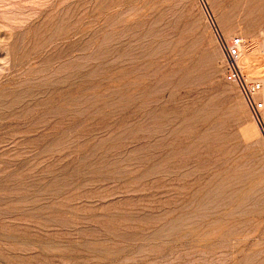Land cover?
<instances>
[{
    "label": "rangeland",
    "instance_id": "1",
    "mask_svg": "<svg viewBox=\"0 0 264 264\" xmlns=\"http://www.w3.org/2000/svg\"><path fill=\"white\" fill-rule=\"evenodd\" d=\"M246 1L0 0V264H264L261 185L251 212L227 216L223 229L206 224L228 205L201 215L195 207L218 172L215 159L229 158L200 142L214 121L207 116L198 131L201 106L228 111L218 129L237 136L227 146L264 171V141L225 77L221 46L242 38V53L250 50L242 72L264 80V24L248 26ZM139 38L154 43V57L138 53ZM207 55L203 82H187L186 69ZM189 146L194 156L174 157ZM142 153L152 156L141 161ZM151 168L160 169L146 174ZM181 209L199 222L184 230L191 244L172 247V236L157 238L152 228ZM107 220L129 227L115 232ZM146 242L164 249H139Z\"/></svg>",
    "mask_w": 264,
    "mask_h": 264
},
{
    "label": "bare ground",
    "instance_id": "2",
    "mask_svg": "<svg viewBox=\"0 0 264 264\" xmlns=\"http://www.w3.org/2000/svg\"><path fill=\"white\" fill-rule=\"evenodd\" d=\"M178 3L180 4V1ZM181 3H182V0H181ZM242 3L244 4V2H242ZM242 3H240V1H239L238 3L235 4V7H234L235 10H233L234 13H235L237 8L238 9L240 8V4H241V6L243 5ZM179 4H176V5L179 6ZM168 5H170V4H168ZM174 5H175V3H174ZM166 7H167V5H166ZM239 11H240V9H239ZM183 12H185V11H183ZM238 12H237V14H238ZM180 13H181V10H180ZM186 13H188V12H186ZM242 13H243V11H242ZM243 15L245 16L244 19L247 22L248 26H250L252 28H255V27L259 26L260 24L263 25L264 24V0H247L246 4H245V14H243ZM185 16H188V15H185ZM179 18L180 17L178 16L177 19H179ZM187 21H185V22H187ZM185 22H183V23H185ZM191 23L193 24V22H191ZM186 26H188V25H186ZM192 29H193V27H192ZM151 30H149L150 33H151ZM137 41L139 43V48H140V51L138 53L147 54L149 56L154 57V55L156 54V46L153 45L154 44L153 42H151V43H142L143 41H140V38ZM128 48L129 49H127V50H131V45L128 46ZM136 49H137V47H136ZM137 50H139V49H137ZM249 51H250L249 49H246V52H243L241 57H240V59H239L240 62L243 65H245V64L247 65V63H248V60H249L248 59V53H249ZM129 52H131V51H129ZM133 54L131 56H133ZM136 54H137V52H136ZM203 63H208L209 65H211L210 57L208 55L206 57H202L201 56L199 58V60L197 61L198 67L194 68V64L189 65L188 69H186V71L184 72L183 78L185 80H187V82L193 83V84H200L201 82H203V79L205 78L204 75L202 74V71H203L202 68L203 67L201 68V65H203ZM250 63H251V61H250ZM250 66L248 65V67H250ZM205 70H207V69H204V71ZM248 72H250V71H248ZM195 74H197V75H195ZM209 104L212 105V102L211 103L209 102ZM217 107H219V106H217ZM208 108L206 107V105L201 106L196 111V114H195L196 117H197V120L199 122L198 123V125H199L198 126L199 127L198 131H200L201 127L202 126L204 127V125L207 123V121H206V117L207 116H211V118L214 120L213 123L211 124V126L209 127L211 129H205V130H203V131H201L199 133L200 142H206L204 144L205 148L206 147H211L212 149L210 151L213 154L225 152V153H227L229 155V158H228V160L223 159V158L215 159V168H216V170H218V172L213 174V175H211V176H209L210 184L208 186H206V189L199 196L200 199L199 200H195V201H198L196 203L197 205H195V207L199 210V214H200L201 211L202 212L205 211V212L208 213L209 210H211V209H215V208L218 209V208H221V207H224V206H226V208H227V205H228V207H230V210L228 212L224 211L223 215L221 214L222 216L219 219L217 218L212 223H210L211 222L210 221L208 224H206L207 227H210L209 228V230H210L211 226H214V229L215 228L223 229L222 223L224 222V220H225V218L227 216H228L227 218H231L232 219V218H234V216H239V215H242V214H248V213L251 212V210H249V209L251 208V206L253 208V204H255V202H256V198H255V195H254L253 191L257 192L256 189L259 187V185H261L260 189H259L260 191H262L264 189V174H263L264 171L260 172V171L256 170V168H255L254 164L252 163V161H249L248 159H245V160L243 159V161H242V158L246 157V155L243 154V152L241 150L238 152V148L235 145L227 146V143H226L225 140H227V139L229 140V138H235L234 136L236 134L232 133V134L229 135L226 132H221L220 129H218V128L220 126H223L224 122H226L225 120H226L228 111L227 110H224V111H219V110L216 111L215 110L214 111V110H208ZM157 114H158L157 110H152L150 112V115H152V117H154V118L156 117ZM225 124H227V123H225ZM154 126H155V123H153V127ZM153 127L151 129H153ZM143 130H145V129H143ZM140 131H142V130H140ZM152 131L154 132V130H152ZM174 136H175V134H172V137H174ZM207 141H210V142L208 143ZM145 147L146 146H144L143 148L145 149ZM150 147H151V145H150ZM152 147H153V145H152ZM154 147H155V144H154ZM144 149H142V150H144ZM135 150H138V149H135ZM146 151H145V153H146ZM131 153H130V155H131ZM138 153H140V152H138ZM138 153H137V155H138ZM194 153H195V147L189 146V147H187L185 149L175 151L174 152V154H175L174 157H178L179 159H181V162H184L182 160H186V158H189V156L193 155ZM134 154H132L133 157H134ZM128 155H129V153H128ZM137 155H136V157H137ZM142 155H143V153H142ZM148 156H152V155H149V153H148L147 155L144 154L141 158L140 157L139 158L137 157V158L140 159L141 161L142 160L147 161V159H149ZM201 156H203V155H201ZM128 157H130V156H128ZM126 158H127V156H126ZM125 160L127 161V159H125ZM203 161L205 163L206 159H203ZM161 166H160L161 169L165 168V167L163 168V166H165V165L161 164ZM115 167L116 166H114V168ZM117 167H118V165H117ZM117 167H116V169H112L113 167L111 168L113 170V172H120L122 170L121 169V170L118 171ZM159 169L160 168H157V169L156 168H151L150 170L147 169L146 170V174H147V172L154 173V172L158 171ZM217 174H219L220 176H218ZM213 177H215V178H213ZM209 180H208V182H209ZM194 196L198 197V194L196 193V195H194ZM257 197L259 198V196H257ZM209 198H214V200H209ZM261 201H260V203H261ZM256 203H258V202H256ZM224 209H225V207H224ZM219 212H220V210H219ZM199 214L194 213V215H193V212L192 213H188L184 209H181V210H179L178 214H176L172 218H169L166 221V224H164L163 226L158 227V228H152V232L155 233L157 238L163 237L161 239H165V238H167L169 236L170 237L172 236V240H169V242L172 241V247H173V246H175V244L178 241L187 240L188 238L191 237L190 236L191 234H188V232L187 233L184 232V230L188 227V225H190L192 223V221L196 220L197 217H200L201 214L200 215ZM59 216H60V219L65 220L64 217H62L61 215H59ZM201 218H203V217H201ZM197 219H199V218H197ZM226 221H229V220H226ZM196 222H199V221L196 220ZM234 222H235V220H234ZM105 224H106V222H105ZM197 224L195 223V226H193V227L198 229L199 227H201V226L203 227V225H204V224H202V225H200V224L197 225ZM228 224H229V222H228ZM228 224H226V225H228ZM107 225L110 227L111 230H115V232L118 231L119 227H122V226L123 227H129V225H126V223L124 225L123 222L121 223L120 226H117V225H115L114 223H112L109 220H107ZM224 228H226L223 231V234L225 236L227 234H232L233 233V230H234L233 224H232V227L229 225L227 227L224 226ZM127 229H129V228H127ZM221 233H222V231H221ZM221 233H220V235H221ZM120 236L126 241H130V240H132L135 237V235L133 233H124V234H120ZM137 236H138L139 239L143 240V237H141L140 235H137ZM188 240H189V243H190V239H188ZM169 242H167V243H169ZM185 243H187V242L185 241ZM195 243L198 244L197 241ZM155 244L146 242V243L142 244V248H139V249H141L143 251V250H146L147 248L150 247L149 250L151 252H156V253L159 252V251H162L164 249V246L162 245L163 243L162 244L155 243ZM93 246H95L94 243H92V247ZM149 250L147 249V251H149ZM151 254H154V253H151ZM148 257L150 258V256H148ZM178 258H180V257L178 256ZM196 261H198V260H196ZM192 262H191V264H192ZM147 263H148V261H147ZM179 263L180 262H178L177 264H179ZM189 263L190 262H188V263L186 262L185 264H189Z\"/></svg>",
    "mask_w": 264,
    "mask_h": 264
},
{
    "label": "built area",
    "instance_id": "3",
    "mask_svg": "<svg viewBox=\"0 0 264 264\" xmlns=\"http://www.w3.org/2000/svg\"><path fill=\"white\" fill-rule=\"evenodd\" d=\"M244 41L235 37L230 41L221 40L226 64V79L234 82L253 116L258 132L264 141V80L248 78L239 66Z\"/></svg>",
    "mask_w": 264,
    "mask_h": 264
}]
</instances>
